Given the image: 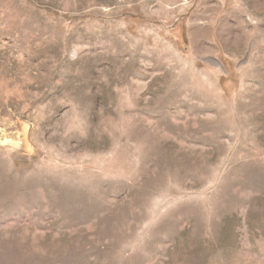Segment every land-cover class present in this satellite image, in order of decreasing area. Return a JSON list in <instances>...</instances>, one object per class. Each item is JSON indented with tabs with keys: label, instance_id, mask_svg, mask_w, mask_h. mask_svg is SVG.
<instances>
[{
	"label": "rangeland",
	"instance_id": "rangeland-1",
	"mask_svg": "<svg viewBox=\"0 0 264 264\" xmlns=\"http://www.w3.org/2000/svg\"><path fill=\"white\" fill-rule=\"evenodd\" d=\"M0 264H264V0H0Z\"/></svg>",
	"mask_w": 264,
	"mask_h": 264
}]
</instances>
